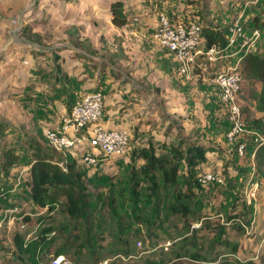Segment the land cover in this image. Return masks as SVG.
<instances>
[{
    "label": "rangeland",
    "instance_id": "rangeland-1",
    "mask_svg": "<svg viewBox=\"0 0 264 264\" xmlns=\"http://www.w3.org/2000/svg\"><path fill=\"white\" fill-rule=\"evenodd\" d=\"M30 1L27 15L8 18L7 24L16 21L14 32L5 28L4 34H0L4 45L0 53V124L13 128L0 135L1 146H16L24 153L27 139H32L60 158L79 156L80 150H55L45 132L60 123L59 111L65 106L61 88L52 81L58 66L54 63V51L58 50L63 61L60 69L85 71L89 78H95L98 73L89 63L80 70L76 64L80 63L78 57L65 50L67 46L85 45L94 64L106 63L143 87L145 94L126 97L128 102L121 110L142 105L141 111L150 113L144 116L145 125L150 123L151 130L165 138L155 145L159 155L173 158L178 145L184 155L188 154L187 145L204 151V160L197 157L193 169L197 176L195 182L190 181V191L185 175L191 170L179 159L181 180L177 191L172 188L163 191L161 202L148 197L133 204L128 199L131 191L128 171L142 163L132 157L135 149L132 140L128 153L122 157L109 158L91 168L78 164L85 176V193L90 202L87 222L82 225L91 227L92 244L80 254L72 251L64 255L68 264H100L106 259L114 264H264V178L256 173L254 160L256 148L264 143V133L252 130L247 123V119L260 117L254 102L255 91L261 85L245 78L240 99L246 131L241 137L248 147L245 156L240 157L235 141L226 138L229 123L221 110L219 92L210 83L222 63L225 65L223 59L212 63L206 55L202 56L198 60L201 74L193 69L188 76L180 75L174 56L154 40L159 15L171 18L173 10L181 13L186 0H122L129 15L128 24L122 28L110 21L112 0ZM198 1L200 6L189 5L186 11L205 10L207 19L223 28L234 22L241 26L244 36L237 41L238 52L234 48L227 50L236 51L231 62L239 61L241 66L243 56L249 52L264 55V0ZM111 79L104 76L99 90L106 99L109 93L119 94L117 89L121 88ZM76 81L73 80L74 86ZM155 110L159 112L155 114ZM151 130L143 133L144 137ZM28 168L27 163H15L8 174L0 171V264H10L5 258L13 247L14 234L26 231L32 235L36 219L45 213L28 199ZM208 172L220 173L223 183L197 184L198 176ZM176 192L191 193L188 200L191 213L187 217L168 215L166 206L174 200ZM114 195L117 209L124 211L119 217V212H114L109 204ZM25 215L33 222L25 224ZM55 218L58 222L68 220L61 212ZM122 219L123 232L119 224ZM220 226L224 228L223 239L236 246V251L233 246L216 241ZM185 237L193 241L184 243ZM70 242L68 234H63L51 251ZM183 243L186 252H198L202 260L176 256L184 255V248H180ZM94 247L96 261L91 257ZM52 257L46 256L44 261L50 264Z\"/></svg>",
    "mask_w": 264,
    "mask_h": 264
},
{
    "label": "trees",
    "instance_id": "trees-1",
    "mask_svg": "<svg viewBox=\"0 0 264 264\" xmlns=\"http://www.w3.org/2000/svg\"><path fill=\"white\" fill-rule=\"evenodd\" d=\"M189 5L200 6V3L198 0H186L184 4L185 9H182L181 13L176 10L171 12L172 17L169 18L171 24L177 25L181 23L188 25L190 23H198L202 27V42L205 44L206 48L215 47L219 50L225 48L228 44L229 27L223 28L220 24H215L213 21L207 19L205 10H199L197 13L187 12L186 10ZM109 12L110 21L115 27L122 28L128 24L129 15L122 0H112L109 5ZM195 17H198V20H195ZM24 32H27V30L25 29ZM72 46L73 47L67 46L65 50H72L73 55L82 61H89L88 63L91 65V69L98 73L96 77L98 91L101 89V86H103L102 79L104 76L111 77L114 81L120 83L119 86H126L129 83L130 77L119 71H115L110 65L100 63L99 67L94 64L92 53L87 50L85 45H77L79 47ZM54 52H56V55H53L55 60L54 63H57L58 66H55L52 81L61 88V98L64 100V105H66V111L69 112L76 103V100L72 103L73 93L70 92L71 90L73 91L74 88V78L70 76L69 70L65 71L59 68L63 61H60L61 57H59L60 53L58 50ZM198 62L199 61H197V65L194 69L196 73L201 74L202 71ZM240 70L245 78L254 80L261 85V88L255 91L254 102L255 110L260 114V117L247 119V123L252 130L264 133V55L256 52L246 53L243 56ZM134 90L137 89L135 88ZM134 90L131 89L127 91L126 89H120V93L128 96L129 93H134ZM99 92H101L104 97V113L106 111L107 99L102 91ZM89 93L91 92L85 95ZM112 95L113 93H109V96ZM221 110L224 113L222 105ZM57 127H59V124L56 128ZM11 130H13L12 126L0 124V135H4L5 132ZM136 139V137H130V142L132 140L133 143ZM187 148L188 154L184 155L181 150V145H178V147L174 148L173 158H169L164 155H159L153 144L144 147H135L134 151H132V157L134 160L141 161L142 163L139 166L134 165L128 171L131 184V191L128 199L133 204H137L148 197L155 198L156 201L161 202L163 191H168L171 188L177 191L178 183L181 180L180 168L177 163L179 159L185 162L188 169L191 170L185 175L186 183L188 184L187 188L188 191H190V181L195 182V176H197L193 171V169H196L195 164L197 162V157L200 156L203 160L205 158L202 149H198V147H193L191 145H187ZM0 149V171L3 174H8L9 169L15 163H27L29 165V178L26 181L28 199L45 212L36 219V230H33L34 233L32 232V235L26 231H17L14 234L13 247L7 251L6 261L10 264H49L44 261V257L53 255L52 258H56L67 255L72 251L77 255L80 254L82 250H85V247L90 248L92 244L90 235L91 227L85 228L82 225L85 221L87 222L90 202L88 200V195L85 193V176L79 171L78 164L91 168L102 165L109 158H106L104 161H99L97 165L85 166L82 162V158L85 151H87L86 147H75L74 149L65 150L67 152L80 150L78 157H72L70 155L71 159L60 158L56 153L46 149L32 139H27V151L24 153H20L16 146L8 144L1 146V141ZM76 153L77 152H73V155H76ZM254 160L256 164V173L264 178V143H260L256 148ZM196 183L199 184L198 181H196ZM190 195L191 193L189 192L185 195L176 192L174 200L166 206L168 215L187 217L191 213V206L188 202ZM109 204L112 206L114 212H119L117 217L120 216L121 211L124 212L122 208H120L121 210L117 209L115 195L110 199ZM59 212L64 214L68 220L58 222L55 215ZM24 219L26 221L25 224L33 222L28 215H25ZM146 220L148 219H145V221ZM207 223L208 222L205 224ZM119 224L121 225V232H123V219ZM63 234H68V238L71 242L64 246H59L52 252L51 249L54 244L59 241ZM223 234L224 228L220 226L218 228L216 241L232 247V243L223 239ZM189 238L190 237H185L184 243L193 241ZM119 241L121 242L122 238H119ZM124 243H128V240H125ZM184 243L180 247L184 248V255L177 253L176 256H189L193 260H202L198 252H186L187 247ZM236 250L237 247L233 246V251ZM91 257L95 261L98 259L95 247L92 250Z\"/></svg>",
    "mask_w": 264,
    "mask_h": 264
},
{
    "label": "built area",
    "instance_id": "built-area-1",
    "mask_svg": "<svg viewBox=\"0 0 264 264\" xmlns=\"http://www.w3.org/2000/svg\"><path fill=\"white\" fill-rule=\"evenodd\" d=\"M239 23L234 22L228 31V44L221 50L206 48L202 42V27L198 23L172 25L168 16L159 15L158 27L154 31V40L171 53L178 63L180 75H190L202 56H207L212 63L223 59L222 68L210 79V83L219 92V102L229 123L226 138L237 144V152L244 157L247 143L242 140L245 130V114L242 110L240 95L244 89L245 76L240 70V62H231L238 52L237 41L244 36ZM104 97L99 91L84 95L76 101L69 112L60 115L59 127L49 129L45 136L57 150L65 151L75 147H86L82 162L85 166H94L106 158L122 157L130 148V132L126 129H107L101 125L103 118ZM199 184H221L220 173H203L198 176ZM140 245V244H139ZM65 256L54 258L50 264H68ZM100 264H114L106 259Z\"/></svg>",
    "mask_w": 264,
    "mask_h": 264
},
{
    "label": "crops",
    "instance_id": "crops-1",
    "mask_svg": "<svg viewBox=\"0 0 264 264\" xmlns=\"http://www.w3.org/2000/svg\"><path fill=\"white\" fill-rule=\"evenodd\" d=\"M110 5V4H109ZM31 6L30 0H0V34H4L5 28H8V32H11L17 28L16 21L13 22V24H7L8 18H21L25 15H27L29 12ZM20 26V25H19ZM13 28V29H12ZM71 47V46H70ZM4 45L1 43L0 39V53L3 51ZM71 53L72 50H68ZM73 54V53H72ZM79 59V58H77ZM175 59V58H174ZM80 60V59H79ZM78 61V60H77ZM80 63H76L80 66V70H82L83 66H85L88 62L86 60H80ZM176 63V69L178 67V63L175 60ZM82 67V68H81ZM84 69V68H83ZM69 74L72 78H74L76 81V84L73 88V91L70 92L73 93V102L75 100L81 99L86 93L88 92H95L97 89H95V86H97L96 77L89 78L87 76V73L85 71H79V72H72L69 71ZM130 77V76H128ZM112 82L114 81V79ZM121 81V79H120ZM120 83H118L119 85ZM121 88H118L119 94H114L112 96H109V98L106 101V111L103 113V118L101 120V125L107 129H126L130 132V137H136V141L132 143L133 147H144L148 146L150 144H153L154 146L159 143H163L165 141L164 137L157 136V131L155 129L151 130V125L148 123L145 125L146 119H144L145 115L148 116L150 113L141 111L142 105H134V107L127 108L125 110H121L122 107L125 106L127 101V98H131L132 95H143L145 94V91L142 90L143 87H139L135 84V81L132 77H130V81L126 86H120ZM137 90H134V89ZM120 89L123 90H134V93H129L128 96L121 94ZM113 90H116L115 88ZM115 97V98H114ZM127 97V98H126ZM116 99V100H114ZM124 104V105H122ZM144 108H147L146 105ZM66 105L63 106L60 109V115L66 111ZM152 112V111H151ZM159 110H155V114H157ZM59 115V118H60ZM58 123V122H57ZM55 123V127H56ZM151 130V134L144 137L143 133H147ZM138 132V133H137ZM150 142V144H149ZM156 147V146H155Z\"/></svg>",
    "mask_w": 264,
    "mask_h": 264
}]
</instances>
